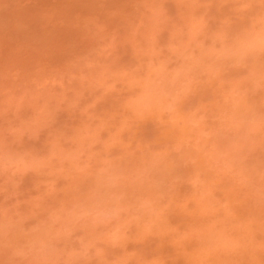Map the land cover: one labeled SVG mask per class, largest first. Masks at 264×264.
Returning <instances> with one entry per match:
<instances>
[{
  "label": "rangeland",
  "instance_id": "1",
  "mask_svg": "<svg viewBox=\"0 0 264 264\" xmlns=\"http://www.w3.org/2000/svg\"><path fill=\"white\" fill-rule=\"evenodd\" d=\"M0 264H264V0H0Z\"/></svg>",
  "mask_w": 264,
  "mask_h": 264
}]
</instances>
